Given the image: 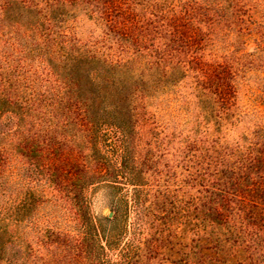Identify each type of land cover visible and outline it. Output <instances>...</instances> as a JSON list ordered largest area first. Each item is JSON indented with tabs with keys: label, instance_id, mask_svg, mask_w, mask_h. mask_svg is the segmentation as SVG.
<instances>
[{
	"label": "trees",
	"instance_id": "1",
	"mask_svg": "<svg viewBox=\"0 0 264 264\" xmlns=\"http://www.w3.org/2000/svg\"><path fill=\"white\" fill-rule=\"evenodd\" d=\"M157 3L0 0V118L7 113L15 119L14 129L0 132V180L15 163L29 164L36 186L14 202V212L27 214L40 204L31 203L33 191L51 189L67 226L80 234L92 230L109 247L121 229L146 234L162 217L165 247L174 225L182 220L188 226L191 219L194 252L184 264H264V131L245 143L228 141L243 118L237 85L252 71L264 74V59L237 50L215 56L216 45L196 40L202 21L190 4L162 12ZM15 17L19 23L7 33L5 23ZM84 21L96 30L82 33ZM228 27L225 31H232ZM170 94L187 117L195 111L194 139L186 145L196 164L195 194L180 212L170 199V167L168 180L163 175V204L155 195L149 201L134 184L143 178L141 171L112 164L94 147L104 125L115 126L124 137L127 124L120 119L129 124L137 110ZM91 185H102L111 196L134 186L126 190L124 206H117V217L105 219L107 227L85 210L82 192ZM6 210L0 205V248ZM62 231L44 229L36 246L48 251L49 264H79L81 236ZM132 248L130 241L123 258H130ZM24 251L20 262L0 257V264L42 261L33 247Z\"/></svg>",
	"mask_w": 264,
	"mask_h": 264
},
{
	"label": "rangeland",
	"instance_id": "2",
	"mask_svg": "<svg viewBox=\"0 0 264 264\" xmlns=\"http://www.w3.org/2000/svg\"><path fill=\"white\" fill-rule=\"evenodd\" d=\"M137 1L143 3V0ZM156 1L158 2L157 10L162 12L166 7L190 4L195 19L202 21L198 25L200 33L196 40L216 45L212 48L215 56H230L237 50L239 54L258 53L256 57L264 59V51H259L264 49V0ZM156 1L146 0L152 4ZM18 23L16 17L12 22L7 21L6 32H10L11 24ZM228 26L232 28V31H225V28H229ZM95 30V26L89 21L82 22L80 26V31L84 34ZM3 43V41L0 42L2 52H0V58L4 53V50H1ZM209 53H211L209 49H206V54ZM250 77L249 80L241 81L237 85L236 103L243 112V118L241 123L228 134L230 143L237 141L245 143L252 140L254 133L258 130L264 131V81L260 80L264 74L252 71ZM181 91L187 92V89L182 88ZM173 97V94L164 98L160 96L144 110H137L129 124L128 120L120 119V122L127 124L124 137H118L119 132L116 131L115 126L104 125L99 131V139L94 147L112 164L119 165L122 162L129 171H141L143 178L134 184L135 186L139 184L138 186L144 190L145 198L149 201L154 200L150 196L155 195L163 204V175L168 180L165 172L170 167V172H173L172 181L169 183L170 199L174 210L180 212L185 203L195 194L193 188L196 164L193 155L188 156L186 153V145L192 143L194 139L191 128L195 111L193 115L187 117L179 108V103L174 102ZM191 109L194 108L191 107ZM8 116L10 115L6 113L0 118V132L15 128V119L10 120ZM169 140L171 143L167 145ZM87 152L93 153V150ZM120 156H123L122 159ZM30 169L32 168L27 163H15L5 170L4 178L0 180V205L6 206L7 209L3 222L4 245L0 248V257L4 262H20L25 253L23 247L26 249L33 247L36 254L39 253V260L42 259L40 261L42 263L38 262V264H49L46 261L48 257H45L48 251L36 246V236L42 237L44 229L49 232L63 230L62 232H67L75 238L81 236L84 253L80 256L79 264H184L187 255H189V262L192 261L194 236L189 231L193 224L191 219L188 226L182 220L174 225L173 239L169 244H165V247L163 246V217L158 224L155 222L154 226H150L146 234L137 232L129 234L124 228L121 229L112 241L113 245L109 247L106 246V239L98 238L92 230L80 234L81 231L69 228L64 211L54 207L51 189H45L43 192L33 191L35 197H32L31 203L34 204L40 200V204L35 209L29 210L27 214L24 212L21 215L19 210L14 212V202H18L26 192L36 186L38 178L31 174ZM124 187V191L111 196L102 185L85 186L82 194L88 216L103 227H107L109 224L105 219L117 217V206L118 208L124 206L126 190L134 188L132 185ZM117 202L118 205H116ZM125 221L123 219L120 226H124ZM128 222H132V217L128 218ZM130 241L133 245L131 256L125 259L123 249ZM100 245L105 248L101 249ZM59 264L76 263L63 261Z\"/></svg>",
	"mask_w": 264,
	"mask_h": 264
}]
</instances>
